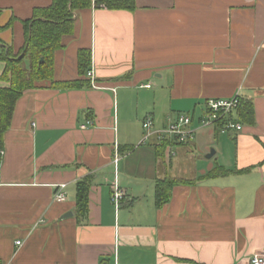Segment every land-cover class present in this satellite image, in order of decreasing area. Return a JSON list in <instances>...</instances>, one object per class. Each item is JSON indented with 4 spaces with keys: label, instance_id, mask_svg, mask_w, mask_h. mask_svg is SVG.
I'll list each match as a JSON object with an SVG mask.
<instances>
[{
    "label": "crops",
    "instance_id": "1",
    "mask_svg": "<svg viewBox=\"0 0 264 264\" xmlns=\"http://www.w3.org/2000/svg\"><path fill=\"white\" fill-rule=\"evenodd\" d=\"M51 2L0 0V48L18 53L25 20ZM135 2L76 11L53 80L90 84L45 80L17 100L0 162V264H246L264 248V0ZM81 49L92 55L83 75ZM4 68L0 61V87L9 84ZM236 94L253 106V122L236 119L242 130L199 128L162 156L142 143L148 116L165 127L180 113L201 114L208 98ZM198 148H213L214 162L193 177L174 173ZM88 175L81 215L76 185ZM171 177L192 182L158 207L157 181ZM58 184L63 202L54 200Z\"/></svg>",
    "mask_w": 264,
    "mask_h": 264
},
{
    "label": "trees",
    "instance_id": "2",
    "mask_svg": "<svg viewBox=\"0 0 264 264\" xmlns=\"http://www.w3.org/2000/svg\"><path fill=\"white\" fill-rule=\"evenodd\" d=\"M105 6L114 10H134L135 0H52L45 7H37L33 16L25 20L26 40L21 50L14 54L11 47L0 48V61L5 62L3 79L9 84L0 87V162L4 148V134L8 130L17 100L27 89L36 88L40 82L49 80L54 88L74 89L90 84L82 79L56 82L53 80V55L62 47V37L73 32L76 11L91 7ZM41 60H43L41 62ZM91 51L81 49L78 52L79 72H87L91 65ZM238 117L243 122H253V106L242 99L238 108ZM166 143L156 145L158 155L164 154ZM225 173L222 169L213 170L208 175ZM92 175L79 180L76 185V209L81 215L88 211L89 191ZM183 178L159 179L156 184V205L166 204L172 189L180 183H191Z\"/></svg>",
    "mask_w": 264,
    "mask_h": 264
},
{
    "label": "built area",
    "instance_id": "3",
    "mask_svg": "<svg viewBox=\"0 0 264 264\" xmlns=\"http://www.w3.org/2000/svg\"><path fill=\"white\" fill-rule=\"evenodd\" d=\"M92 76V71L89 72ZM242 104V97L239 94L231 98H208L203 103L201 114L180 113L173 121L165 127H157L151 116L143 121L144 136L142 143H153L156 145L166 143L169 146L185 144L195 139L199 128L218 126L222 131H240L243 124L237 121L238 108ZM196 121V122H195ZM120 157L115 156V164ZM112 201L118 209L123 197V191L115 182L113 184ZM66 184H58L55 189L54 200L63 202L66 200ZM21 241H17L20 245ZM246 264H264V248L256 251Z\"/></svg>",
    "mask_w": 264,
    "mask_h": 264
},
{
    "label": "rangeland",
    "instance_id": "4",
    "mask_svg": "<svg viewBox=\"0 0 264 264\" xmlns=\"http://www.w3.org/2000/svg\"><path fill=\"white\" fill-rule=\"evenodd\" d=\"M212 149L213 148H211V150ZM191 151L192 152L187 155L188 157L182 158V161L179 163L178 168L174 171V173L177 175H184L185 177H193L196 171H200L203 168V165L214 162V160L206 158L210 151L208 153H204V151L199 148Z\"/></svg>",
    "mask_w": 264,
    "mask_h": 264
},
{
    "label": "water",
    "instance_id": "5",
    "mask_svg": "<svg viewBox=\"0 0 264 264\" xmlns=\"http://www.w3.org/2000/svg\"><path fill=\"white\" fill-rule=\"evenodd\" d=\"M42 61H43V60H41V62H42ZM214 154H215V150L212 149L211 152H210L209 154H207V158H211ZM71 215H72V213L69 212V213L66 214L65 216L67 217V216H71Z\"/></svg>",
    "mask_w": 264,
    "mask_h": 264
}]
</instances>
